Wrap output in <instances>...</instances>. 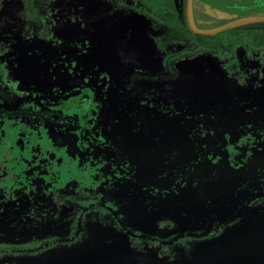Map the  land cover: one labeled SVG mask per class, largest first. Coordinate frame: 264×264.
Here are the masks:
<instances>
[{"label": "flooded vegetation", "instance_id": "1", "mask_svg": "<svg viewBox=\"0 0 264 264\" xmlns=\"http://www.w3.org/2000/svg\"><path fill=\"white\" fill-rule=\"evenodd\" d=\"M41 1L40 4L37 1V9L43 11V13H36L38 21L34 23V27L44 25L41 21V15L58 16L61 21L46 24V28L53 31H64L69 26L74 25L73 22L67 20L69 9L73 13H79L83 9L82 3L85 0H78L82 2L81 5L75 6L72 4L70 8L69 4L72 1L70 3L65 0ZM118 1L121 4H127V0ZM132 1L136 8L141 10L140 16L147 14L151 17L149 7L147 8L145 4H141L138 0ZM197 1L192 0L193 18L195 24L203 29L220 27L244 16L264 15V0H204V11L198 9ZM9 3L7 0H3L2 6L6 8ZM174 4L175 12L166 13L169 16V21L173 19L178 29L182 18L186 29L194 32L188 26L186 18L187 0H174ZM1 9L0 5V32L1 21H12V25L23 24L20 21L22 19L21 12H1ZM13 9L17 10L18 8L14 7ZM161 10L165 11V9ZM31 11H29V14ZM197 11L200 13L205 12L207 16L198 19ZM33 13L35 14V11ZM216 18H218L217 24H212ZM14 21L16 22L14 23ZM256 22L264 21L228 27L211 35L194 33L209 37L223 34L222 36L225 35L224 38L220 37L208 41H217L218 44L224 46L244 44L252 42L250 40L255 35L264 33L262 29L250 26ZM6 24H9V22H6ZM149 26H153V24ZM141 27L142 29L145 28V24L143 23ZM240 32L245 33L246 39L242 38ZM56 34L60 35L58 32ZM127 35L125 41L127 44L122 46V43H115L119 54H115L109 59L105 56L102 57V54L98 52L93 53L96 44L94 35H88L85 39L74 38L70 41L62 36L60 38L52 36L49 40L61 44V47H66L69 44L71 46L72 55L70 57L61 55V47L60 53L54 56L68 62L64 65L66 66L64 70H61V74L51 73L52 71L37 74L28 69L26 71L29 75H21L15 86L10 81L14 70L9 71L8 60L9 56L13 57L15 53L10 55L2 53V56L0 53L1 240L10 241L9 236H11L15 238L14 241L12 240L15 242L22 238L20 237L22 233H32L31 238L34 242L35 239H38L37 234L34 232L38 229L46 230L45 234L38 235V237H42L40 239H44L40 246H37L39 243L32 246L31 240L28 243L20 241L23 244L20 247L1 243L0 253L3 254L2 256L11 254L10 251L14 250L13 247H16V253L21 257H24L25 253L30 250L36 253L44 247L43 245L47 246L51 243L54 237L56 239L62 237L73 241L80 239L88 241L93 236L97 238L96 243L110 240L111 247L108 250L113 254L105 257V259L114 257L117 261L119 258H117L119 256L118 252L120 251L118 249L126 245L128 249L121 251H142L143 254H146L145 259H142V261L139 259H130L131 261L124 259L119 262L115 261L114 264H150L147 259L150 249L157 248L158 252H161L164 247L170 248L171 242L174 240L167 242L169 240L167 237L173 234L177 236L180 233H185L187 232L185 231L186 228L194 227L195 234H199L200 237L202 234L204 236L199 239H206L211 238L213 235V225L219 219L230 226L242 224V219L245 217L246 230L260 227V218L262 219L261 216L264 211L257 210L255 212L252 209L249 213H246L249 208L247 206L244 211L242 209L239 211L237 208L235 209L237 205H233L232 200L235 195H241L243 198L238 200V203L246 200L253 203V200H255L257 203H254L253 206H257L258 201L264 202V190L258 191V193L252 191L256 190L257 186L264 187V115H260L264 110V92L257 93V101L251 94L246 95V93L240 94L239 92L236 94L234 92L240 91L244 86L250 87L253 83L252 78L257 75L264 76V69L258 67V70H256L254 68L256 72L253 76L252 73H248L252 76L249 81L250 84L248 82L246 85L239 84L238 87L234 86L232 88L231 84L233 85L235 81L241 82L242 80L226 79L223 74L218 73L217 62L214 64L208 63L205 54L199 56L196 60L197 68L193 70V65H190L191 74L196 72V75L192 78L196 77L202 83H205L198 74V70H200V73L206 74L208 78L211 76V80L224 85L221 86V89L227 91L223 95L214 96L213 93L209 97L219 98L222 101L226 98L232 104L234 99L236 104L230 108L232 113L228 111L227 115L229 118L234 115L235 122L238 125L236 133L227 134L214 124L211 112L220 113L222 105L219 103H222V101L219 100L218 104L214 103L215 107L207 110L208 117L204 121L207 130L201 132L198 124H202V122L199 121L197 112H192V109L189 111L190 108L187 109L186 106L182 107L183 99L188 100L186 96L174 90L170 92L165 85H160V83L155 88H150L149 85H134L130 76L134 71L153 75L160 74V72H152L144 65H140L142 58L132 47L141 41L138 40L139 37H132L130 33ZM250 35L253 36L251 39L248 38L251 37ZM3 36L10 42V45L20 46L24 43L21 36L17 38L10 31L3 33ZM40 38L37 37L34 41L36 42ZM246 56L248 55L244 52L242 57L245 58ZM252 57L257 58V55ZM128 61L131 62L130 67L126 69ZM204 64L206 66L202 67ZM124 71H127L124 76L126 79L124 88L121 91L119 90L118 96L113 100L109 94L113 85V72L122 75ZM246 75L247 73H245ZM211 84L214 83L211 82ZM225 85L229 86L226 87ZM205 86L211 89L212 92L214 89L220 88L219 86L209 87L208 81L202 84V88ZM127 102L129 103L121 109L114 106L115 104L122 105ZM157 108L160 112L154 114ZM246 110H248V116ZM139 111L143 113L145 111L147 114L151 112V119L154 121L159 120L160 113L163 112L169 116L181 115L185 120L190 119L193 125L190 133L195 149L191 159L194 172L190 176L196 179V187L206 183L207 180L215 181L214 183L219 181L218 183L222 187L230 188L228 193L234 191L232 193L233 197L228 194V205L220 204L221 207L226 206L229 212L231 211L230 213L216 212L210 215L206 212L207 207L194 206L191 203L189 204L191 211L182 212L186 219L185 222L166 219L168 213L172 215L174 210L166 205V201H171L176 194L174 185L170 182L171 179L163 182L162 195L152 194L154 199L165 201V204L161 202L151 206L154 211L152 210L148 215H133L128 214L127 211L126 213H120L116 209L113 210L112 207L115 205V203H112L113 198L94 197L93 201L87 200L89 195L87 189L95 183L102 187L112 182L117 186V189L121 187L131 190L132 187H135L138 190L150 193L144 189L143 186L146 183L137 176V169L133 165L134 160L128 155L133 154L130 151L131 148H129V146H133V135L129 131L136 132L135 137L141 143H144L145 140L142 139L143 135L148 132L149 121L146 124L142 123ZM117 115L125 117L127 123H129V131L116 122ZM247 117L249 119L255 117V120L249 123L240 120ZM245 128L252 129L249 135L254 137V142L259 144L258 148L250 146L247 149L246 143H241V135L244 132L247 133ZM10 133H13L14 136L11 137ZM118 138L122 141L118 142ZM143 146H145V143ZM113 154H125L126 161L131 160L128 163L129 167H124L126 163ZM163 169L165 168H160L159 171L162 172ZM168 169H171L170 166ZM247 170L248 174L246 173ZM250 171L253 173L252 180L243 184L245 179H249L252 175ZM123 179H126V181ZM173 180L177 181V178L175 177ZM173 201V204L177 203V200ZM68 202H72L77 206V209L71 213L64 211L62 205H66ZM121 202L123 203V200ZM188 202L189 200H183L182 204ZM247 203L250 205L249 202ZM73 204H70V206H74ZM93 211L94 214L90 215L89 213ZM199 212H201L200 215ZM174 216L176 215L174 214ZM103 227L108 228L110 231L109 237H102L99 234L100 228ZM92 228H95V230ZM258 231L259 235H264V230L262 232L258 229ZM216 233L218 231L214 234ZM179 236L176 239L180 242L183 241L184 238ZM221 245L226 248L223 247V250L218 252L216 249ZM232 247L227 243H219L212 250L213 253L222 254L231 251ZM260 247L261 245H259L257 253L254 255L257 260L256 264H264V256L260 252ZM79 248L76 252L82 253L83 247ZM52 251H54L53 248H48L40 253L47 252L51 253L52 256L54 253ZM68 251L72 253L73 250ZM178 254H180V250ZM163 257L165 256L163 255ZM21 260L17 263L14 262L20 264ZM151 260H153V263L160 264V259ZM2 261L4 259H1V263ZM7 264L9 263L7 262Z\"/></svg>", "mask_w": 264, "mask_h": 264}, {"label": "rangeland", "instance_id": "2", "mask_svg": "<svg viewBox=\"0 0 264 264\" xmlns=\"http://www.w3.org/2000/svg\"><path fill=\"white\" fill-rule=\"evenodd\" d=\"M7 1L10 2L9 6L5 8L2 4L1 12H21L22 19H20V21L23 23L22 25H12V21H1V56L2 53H5L6 55L15 53L14 56L12 55L13 57L9 56L8 59L10 67L9 71H11V69L14 70L13 76L11 79L9 78L13 86L17 85L18 78L21 75L28 74L26 71L28 69H31L32 72H36L37 74H41V72L45 71H52L51 73L61 74V70H64V67H66L64 65L68 62L60 59L58 56L54 57L60 53L61 44L49 40L52 36H58L59 38L62 36L70 41L74 38L85 39L88 35H94L96 44L93 53L96 54L98 52L102 54V57L105 56L109 59L115 54H119L117 53L118 51L115 43H122V46L126 45V37H128L127 34L130 33L132 37H139L138 40L141 41L132 47L142 58L140 65H144L145 68H149L152 72H160V74L153 75L150 73L134 71L130 75L134 85H149L150 88H155V86H158L160 83V85H165L170 92H173L174 90L177 93L186 96L189 101L183 99L181 103L182 107L186 106L187 109L190 108L189 111L192 109V112H197V117L199 121L202 122V124H198V128L203 132L205 129L207 130V127L204 124L205 119L208 117L207 110H210L211 107H215L214 103L218 104L220 100L215 97L210 98L209 95L213 93L215 94L214 96L223 95L227 90L224 91V89H221V86H224L223 84L211 80V76L208 78L206 74L202 72L200 73V70H198L199 76L205 83L208 81L209 87H220L219 89H214L213 92L206 86L202 88V84L205 83H202V81L198 80L196 77L192 78V76L196 75V72L195 74H191L190 65H193L192 68L195 70L197 68L196 60L199 56L205 54L208 63L214 64L217 62L218 73L223 74L226 79L242 80L241 82L235 81V84L233 85L231 84L232 88L234 86L238 87L239 84L246 85L256 72L254 71V68L256 70H258V67L264 69L263 32L254 37L250 35L251 37L248 38L251 39L253 37L250 40L252 42H246L244 44L224 46L218 44L217 41L210 42L208 40H216L220 37L224 38L225 35L222 36V34L215 37H209L196 34L189 29H186L182 18L178 29L174 24L173 19H170L169 21V16L166 15V13L175 12L174 0H138L141 4H145L147 8L149 7L151 17L147 16V14L140 16L141 10L136 8V5H134L132 0H127V4H121L118 0H92L87 2L85 0L83 3L78 0H65L68 3L72 1V3L69 4V8L72 4L77 6L82 3L83 9L79 13H73L69 9L67 20L73 22L74 25L69 26L66 28L67 30L64 31L54 30L56 32L52 29L46 28V24H54V21L56 23L60 22L61 18H58V16L50 17L49 15H41V21L44 25L37 26L36 28L34 27V23L38 21L36 13H43V11L37 9V1H39L38 4H40L42 2L41 0ZM203 2L204 0L197 1V7L200 11H204ZM14 7L18 9L14 10ZM29 9L32 10L30 14ZM161 9H165V11L163 12ZM33 11H35V14ZM206 16L207 14L205 12L200 13L197 11L198 19ZM217 20L218 18L213 20L212 24H217ZM6 22H9V24H6ZM15 22L16 21H14V23ZM143 23L145 24V28L142 29L141 26ZM150 24H153V26H149ZM250 26L257 27L264 31V22H256ZM7 31H10L17 38L21 36V38L24 39V43L20 46L10 45V42L3 36V33ZM57 32L60 35L56 34ZM240 33L242 34V38L246 39L245 33ZM229 36L231 37L230 34ZM37 37L41 38L35 42L34 39ZM61 48V55L64 57H70L72 55L70 44L66 47L62 46ZM244 52L248 55L245 58L242 57ZM253 55H257V58H253ZM130 63L131 62L129 61L127 62L126 69L130 67ZM204 66L206 65H202V67ZM126 72L127 71L122 72V75L113 72V85L109 92L110 98L113 100L118 96V92L124 88V83L126 82L124 76ZM245 73H247L246 76ZM248 73H252V76L248 75ZM210 81L214 84H211ZM252 81L253 83L250 87L244 86L240 91L237 90L234 93L237 94V92H239L240 94H251L255 98V101H257V93L264 92V76L257 75L252 78ZM225 86L227 87L229 85ZM234 101L235 100L233 99L232 104V102L225 98L222 103H219L222 105L220 113L217 114L216 112H211V118L214 124L227 134H234L238 129L234 115H232L231 118L227 115L228 111L232 113L230 108L232 105L236 104ZM123 103H125V101H123ZM128 103L129 102L122 105L115 104L114 106L121 109ZM138 109L140 110V108ZM158 109L159 108L155 110L154 114L160 112ZM247 111L248 110L245 112L248 116ZM160 115L161 117L159 120L154 121L151 119V112L150 114H147L145 111L144 113L139 111L142 123L146 124L149 121L148 132L147 134H144L142 138L145 139V146H143L144 143H141V141L135 137L136 132L129 131V123H127V120L123 115H117L115 118L118 124L133 135V146H129V148H131L130 151L133 152V154L128 155L134 160L133 165L135 169H137V176L143 179V182L146 183V185L143 186L144 189L148 190L150 193L147 191L143 192L135 187H132L131 190L121 187L117 189V186L112 182L105 184L102 187L95 183V185L89 186L87 189L89 194L87 200L93 201L95 199L94 197L113 198L112 203H115L112 207L113 210L116 209L120 213H126L127 211L128 214L133 215H148L152 210L154 211V208L152 209L151 206L161 202L165 204V201L154 199L152 194L156 193L162 195L163 182L171 179L170 182L174 185V192H176V194L175 198L171 201H166V205L174 209L172 212L176 216H174L173 213L172 215L168 213L166 219H176L185 222L186 219L182 212L186 213L191 211L189 207V204L191 203H193L194 206L200 205L207 207L208 210L206 212L210 215L216 212L230 213L231 211L229 212V209L226 206L221 207L220 204L224 203L228 205V194L233 197L232 193L234 191L228 193L230 188L222 187L220 183H218L219 181L214 183L215 181L207 180L206 183L196 187V179L190 176L194 172V167L191 165V159L195 150L190 133L191 127L193 126L190 119L185 120L181 115L169 116L164 112L160 113ZM260 115H264V110ZM244 118H241L240 120H244L246 123L255 120V117H252L251 119L248 117L246 119ZM245 130L247 133L244 132L241 135V143L245 142L247 149L250 146L258 148L259 144L254 142V137L249 135L251 134L252 129L245 128ZM10 136L13 137V133H10ZM117 141L121 142L122 140L118 138ZM113 155L120 157L121 160L126 163L124 164V167H129L128 163L131 160L126 161L125 154ZM169 166L171 168L170 170L168 169ZM160 168L165 169L160 172ZM246 173L248 174V170ZM250 173L252 175L249 179L246 178L243 184L252 180L253 173L252 171H250ZM175 177L177 178V181L173 180ZM123 180L126 181V179ZM262 190H264V187L261 188L257 186L256 190L252 191L258 193V191L260 192ZM252 191L248 190V192L251 193ZM242 198L241 195L234 196L232 204L237 205L235 209L237 208L239 211L242 209L244 211L247 206L249 208L246 213H249L252 209H254L255 212L257 210L264 211V202L261 203V201H258L259 204H257V206H253L254 203H257L255 200H253V203L247 200L242 203L239 201L238 203V200H241ZM122 200L123 203L121 202ZM173 200H177V203L173 204ZM183 200H189V202L182 204ZM247 202H249L250 205H248ZM69 203L73 204L72 202H68L66 205H62V208L64 211L71 213L77 209V206L74 204V206H70ZM89 214L93 215L94 211ZM198 214L200 215L201 212ZM261 217L260 227L253 228L252 230L249 228L246 230L247 224L245 217L242 219V224L239 223L230 226H228V224L222 219H219L215 222V225H213V235L211 238L206 239H199L204 236L202 234L200 237L199 234H195L194 227L186 228L185 231L187 232L177 235H180V238H184L183 241H178L175 234L169 235L167 237L169 238L167 242L172 240L175 241L171 242L170 248L164 247L161 252H158L159 250L157 248L150 249L147 259L150 264L153 263V260L151 259H160V264H256L257 260L254 255L257 253L259 245H261L260 252L262 256H264V235L261 236L258 233V229L262 232L264 230V212ZM92 229L95 230V228ZM45 231L46 230L41 229L35 231L34 233L37 234L38 239H35L34 242L31 238L32 233H22L20 235L22 238L15 242H13L15 238H12L11 236H9V238H11L10 241L1 240L0 222V247L3 242L20 247L23 245L20 241L28 243L30 240V243H33L32 246H36L34 245L35 243H39L37 246H40L44 239H40L42 237H38V235L45 234ZM216 231H218V233L214 234ZM242 231L245 232L243 233ZM99 234L102 235V237H109L110 231L108 228L103 227L100 228ZM96 241L97 238H94L93 236L90 237L88 241L81 239L73 241L62 237L57 239L54 237L52 242L47 246L43 245L45 248H41L36 253L31 252V250L27 251L24 257H21L16 253V247H13L14 250L10 251L12 253L6 256H2L3 254L0 253V264H7V262L9 264H15V262L17 263L21 259L20 264H114L116 261L114 257L105 259V257L113 254V252L108 250V248L111 247L110 240H104L97 243ZM219 243H227L233 247L229 252L222 254L213 253L212 248L216 247ZM79 247H83V250H81L83 251L82 253L76 252V250L80 249ZM48 248H53L54 251L52 252L54 253L52 256L51 253H40ZM124 249H128L127 245L118 249L120 251L118 252L119 256H117V258H119L116 262L124 259H128V261H131L130 259H139L142 261V259H145L146 257V254H143L144 252L142 251H121ZM181 249L183 250L181 251ZM68 250H70V252L71 250L73 251L72 253H69ZM179 250L180 254H178ZM163 255L165 257H163ZM1 259H4L2 263Z\"/></svg>", "mask_w": 264, "mask_h": 264}, {"label": "water", "instance_id": "3", "mask_svg": "<svg viewBox=\"0 0 264 264\" xmlns=\"http://www.w3.org/2000/svg\"><path fill=\"white\" fill-rule=\"evenodd\" d=\"M186 18H187V22H188V26L191 28V30H193L194 32L197 33H201V34H215L225 28L228 27H233L236 25H240V24H245V23H249V22H255V21H264V15H256V16H244V17H240L239 19H236L228 24H225L223 26L220 27H216V28H210V29H203V28H199L194 21L193 18V11H192V0H187V7H186ZM223 247L226 248L225 246H218V248L216 249L218 252L223 250Z\"/></svg>", "mask_w": 264, "mask_h": 264}, {"label": "snow or ice", "instance_id": "4", "mask_svg": "<svg viewBox=\"0 0 264 264\" xmlns=\"http://www.w3.org/2000/svg\"><path fill=\"white\" fill-rule=\"evenodd\" d=\"M2 3H3V0H0V5H2Z\"/></svg>", "mask_w": 264, "mask_h": 264}]
</instances>
